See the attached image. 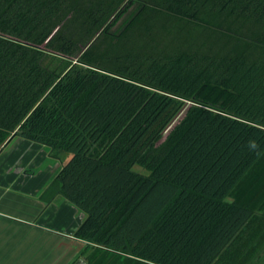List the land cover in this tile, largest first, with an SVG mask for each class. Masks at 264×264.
<instances>
[{"label": "trees", "instance_id": "16d2710c", "mask_svg": "<svg viewBox=\"0 0 264 264\" xmlns=\"http://www.w3.org/2000/svg\"><path fill=\"white\" fill-rule=\"evenodd\" d=\"M16 137L70 154L43 196L83 213L84 264H248L264 0H0V154Z\"/></svg>", "mask_w": 264, "mask_h": 264}, {"label": "crops", "instance_id": "0c3cea01", "mask_svg": "<svg viewBox=\"0 0 264 264\" xmlns=\"http://www.w3.org/2000/svg\"><path fill=\"white\" fill-rule=\"evenodd\" d=\"M51 151L16 137L0 154V264H68L67 248L84 242L73 236L81 212L60 194L43 196L64 165ZM258 262L264 246L248 264Z\"/></svg>", "mask_w": 264, "mask_h": 264}, {"label": "rangeland", "instance_id": "374dc122", "mask_svg": "<svg viewBox=\"0 0 264 264\" xmlns=\"http://www.w3.org/2000/svg\"><path fill=\"white\" fill-rule=\"evenodd\" d=\"M60 57H61L60 55L51 54L50 61L53 64H57L58 63V59ZM50 153H51V156H52V153H53V156L56 157L57 159H59L62 164H64L68 160V158L70 157L69 153H62V152H59V151H56V150H52ZM135 169L138 170V171H141V172H147V170H145L141 166H136ZM74 208L77 209L75 206H74ZM78 211L81 212L80 210H78ZM81 214H82V217H83V213L82 212L79 213V216H81ZM76 216L79 218L78 215H76ZM66 234H69V233H66ZM66 237H69V235H66ZM72 245H71V247L69 246L70 248L69 247L67 248L68 249V254L65 257L66 259H70L68 264H84V258H85V255H86V254H84V250H85V247H86V243L85 242H81V243H74ZM262 246H264V244ZM256 255L262 256L261 251L258 252ZM258 264H261V263L258 262Z\"/></svg>", "mask_w": 264, "mask_h": 264}]
</instances>
